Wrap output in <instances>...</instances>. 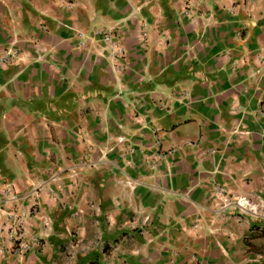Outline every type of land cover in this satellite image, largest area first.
Returning a JSON list of instances; mask_svg holds the SVG:
<instances>
[{"label":"crops","instance_id":"1","mask_svg":"<svg viewBox=\"0 0 264 264\" xmlns=\"http://www.w3.org/2000/svg\"><path fill=\"white\" fill-rule=\"evenodd\" d=\"M0 264H264V0H0Z\"/></svg>","mask_w":264,"mask_h":264},{"label":"built area","instance_id":"2","mask_svg":"<svg viewBox=\"0 0 264 264\" xmlns=\"http://www.w3.org/2000/svg\"><path fill=\"white\" fill-rule=\"evenodd\" d=\"M94 38L97 39V41H100L102 44H103V50H105L109 57L112 59V60H116L119 56H121L122 54V50L118 44V34L116 33H113L111 32L110 30L109 31H96L94 33ZM2 62L4 64L7 63V60L6 58H2L1 59ZM118 142L119 143H122L123 142V139L122 138H118ZM157 146H159V144L157 143ZM136 153V149L132 146H127L124 150V156H130V155H134ZM17 235V232H14L13 234V238H15ZM39 241L37 240L36 237L32 238V242L29 244H24V245H19V247L21 249H29V247L31 248H37L39 247Z\"/></svg>","mask_w":264,"mask_h":264},{"label":"rangeland","instance_id":"3","mask_svg":"<svg viewBox=\"0 0 264 264\" xmlns=\"http://www.w3.org/2000/svg\"><path fill=\"white\" fill-rule=\"evenodd\" d=\"M36 214V210L35 207H31L30 208V214L29 215H35ZM11 232L14 234V232H17L16 238L18 239V235L19 233H24V230H22V222H18L17 224L13 223L11 225ZM34 238V237H33ZM37 238V237H36ZM32 239V238H31ZM38 240V238H37ZM39 241V240H38ZM27 244V243H26Z\"/></svg>","mask_w":264,"mask_h":264}]
</instances>
